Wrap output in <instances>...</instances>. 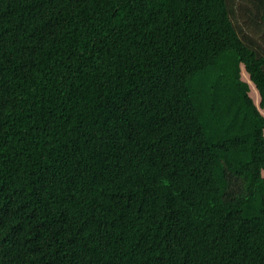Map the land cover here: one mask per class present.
<instances>
[{
	"label": "trees",
	"instance_id": "trees-1",
	"mask_svg": "<svg viewBox=\"0 0 264 264\" xmlns=\"http://www.w3.org/2000/svg\"><path fill=\"white\" fill-rule=\"evenodd\" d=\"M0 264H264V48L227 0H0Z\"/></svg>",
	"mask_w": 264,
	"mask_h": 264
},
{
	"label": "rangeland",
	"instance_id": "rangeland-1",
	"mask_svg": "<svg viewBox=\"0 0 264 264\" xmlns=\"http://www.w3.org/2000/svg\"><path fill=\"white\" fill-rule=\"evenodd\" d=\"M228 8L230 11V17L237 29L238 34L245 38L247 43L252 42L253 46H260L261 49L264 48V21L261 19V9L257 15L256 11L250 10L251 4L244 0H227ZM241 10H245L247 15H250L251 19H245V15L241 14Z\"/></svg>",
	"mask_w": 264,
	"mask_h": 264
}]
</instances>
